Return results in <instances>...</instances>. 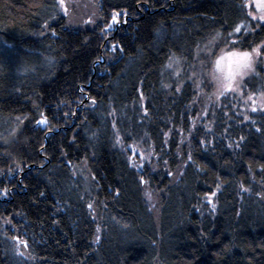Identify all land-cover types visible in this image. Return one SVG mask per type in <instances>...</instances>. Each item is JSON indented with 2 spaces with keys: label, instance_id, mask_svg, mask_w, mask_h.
<instances>
[{
  "label": "trees",
  "instance_id": "16d2710c",
  "mask_svg": "<svg viewBox=\"0 0 264 264\" xmlns=\"http://www.w3.org/2000/svg\"><path fill=\"white\" fill-rule=\"evenodd\" d=\"M244 5L99 0L77 28L0 0V264H264V60L219 99L209 76L264 42Z\"/></svg>",
  "mask_w": 264,
  "mask_h": 264
},
{
  "label": "rangeland",
  "instance_id": "374dc122",
  "mask_svg": "<svg viewBox=\"0 0 264 264\" xmlns=\"http://www.w3.org/2000/svg\"><path fill=\"white\" fill-rule=\"evenodd\" d=\"M58 1L61 6L62 15L72 26H75L77 28H92L98 21H100L99 0ZM244 3H249L251 5L250 7H246L248 13L252 12L254 15L257 14L254 0H244ZM250 18L258 26L264 25V21L253 19L252 16H250ZM262 45H264V42L260 46ZM224 49L237 51V49H233L230 47H226ZM255 59L256 61H263L264 57L260 56L256 57ZM130 161L140 173H143L147 166H149L152 171H156V162L158 161V156L152 153L150 147H143L138 149L131 148ZM145 182L146 183H142L144 188V195L146 192H149L152 196V199L149 200L145 195L146 201L151 208L155 209L158 203V194L154 195L153 191L150 189L149 182Z\"/></svg>",
  "mask_w": 264,
  "mask_h": 264
},
{
  "label": "snow or ice",
  "instance_id": "6c2138e0",
  "mask_svg": "<svg viewBox=\"0 0 264 264\" xmlns=\"http://www.w3.org/2000/svg\"><path fill=\"white\" fill-rule=\"evenodd\" d=\"M254 2H255L257 14L254 15L252 12H249L248 15L252 16L253 19L264 21V0H254ZM244 6L250 7L251 5L249 3H246ZM112 19L114 23L117 22L116 15H114ZM241 27L242 26H237L235 28V32L240 33ZM109 28H111V25H109ZM217 35H219V33ZM261 47H264V45L255 47L252 49V51H239V52L234 51L232 53H229L228 55L229 65L230 67H234L235 71L231 73L232 83H230L227 86L225 93L221 96H224L228 92H238L239 91V81L236 80L237 76L240 77L239 80H243L245 76H248L250 74L258 75V73L255 72V67H254L257 61L256 59L253 60V57L256 58V57L261 56ZM113 50H115V45L113 46ZM168 67H171V64H169ZM221 96L217 97V99H219ZM249 99H252V97L249 96ZM260 102H261V107L264 108V93H262L260 96ZM253 103H256V101H253ZM255 110L256 109L253 108V111ZM46 123H47L46 119H41L37 121V124H40V125H44ZM189 159H191V157H189ZM141 183H146L143 180V178H141ZM145 195L147 196L149 200L152 199L151 193L146 192ZM212 195H215V193H212ZM97 239H99V237H97ZM18 243H24V242L18 241ZM25 246L27 245L25 244ZM20 254L23 255V253H20Z\"/></svg>",
  "mask_w": 264,
  "mask_h": 264
},
{
  "label": "clouds",
  "instance_id": "9594fccd",
  "mask_svg": "<svg viewBox=\"0 0 264 264\" xmlns=\"http://www.w3.org/2000/svg\"><path fill=\"white\" fill-rule=\"evenodd\" d=\"M233 50H221L212 60L211 67L209 68V76L212 79L215 89L213 95L219 97L226 91L227 86L232 83L231 73L235 71L234 67H230L228 63L229 53ZM235 52H239L238 50ZM255 60V57H253ZM219 62V63H218ZM240 77L237 76L236 80L239 81Z\"/></svg>",
  "mask_w": 264,
  "mask_h": 264
}]
</instances>
